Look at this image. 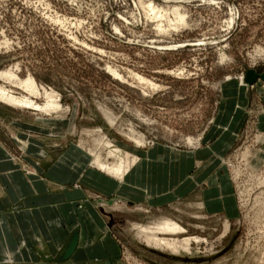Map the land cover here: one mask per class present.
I'll use <instances>...</instances> for the list:
<instances>
[{
    "label": "rangeland",
    "instance_id": "obj_1",
    "mask_svg": "<svg viewBox=\"0 0 264 264\" xmlns=\"http://www.w3.org/2000/svg\"><path fill=\"white\" fill-rule=\"evenodd\" d=\"M6 71L17 81L33 78L38 92L0 77V87L18 100L0 97V143L13 161L30 173L24 145L54 159L70 149L121 182L94 164L96 155L115 164L107 157L112 143L127 154L126 189L134 184L133 158L160 144L194 150L221 112L227 86L240 89L248 116L225 158L233 218L186 199L146 207L124 196L91 195L106 208L107 222L84 200L90 218L76 257L108 255V264H264V80L245 83L249 71L264 74V0H0V72ZM51 194L37 204L64 198ZM55 209L64 223L75 222V203ZM166 220L184 233L159 238L190 241L178 254L155 247L141 231ZM49 224L61 239L59 216ZM94 226L101 243L89 237Z\"/></svg>",
    "mask_w": 264,
    "mask_h": 264
},
{
    "label": "crops",
    "instance_id": "obj_2",
    "mask_svg": "<svg viewBox=\"0 0 264 264\" xmlns=\"http://www.w3.org/2000/svg\"><path fill=\"white\" fill-rule=\"evenodd\" d=\"M227 87L221 112L200 145L189 152L161 144L149 148L138 158L140 164L131 172L135 178L133 186L137 187L124 188L120 181L91 168L83 152L72 155L70 149L54 159L44 150L24 145L27 161L33 167V172L27 173L0 143V264H108V255L76 257L84 246L81 231L87 230L90 218V209L84 200L92 201L91 195L124 196L122 199L131 204L146 207H161L186 199L200 204L208 214L232 219L236 205L225 158L248 115L240 89L233 84ZM260 123H264V116L260 117ZM51 193L64 198L51 205L37 204V200ZM65 203H75V222L64 223L65 216L55 209ZM93 205L101 210L105 219L106 208L96 202ZM58 216L63 223L61 239L53 235L50 229L53 226L49 224L56 223ZM75 233L79 237L75 253L65 259ZM89 237L93 244L101 243L103 233L94 226ZM113 240L120 248L115 238Z\"/></svg>",
    "mask_w": 264,
    "mask_h": 264
},
{
    "label": "bare ground",
    "instance_id": "obj_3",
    "mask_svg": "<svg viewBox=\"0 0 264 264\" xmlns=\"http://www.w3.org/2000/svg\"><path fill=\"white\" fill-rule=\"evenodd\" d=\"M148 7H149V9L153 8L152 4H150ZM154 9H156V8H153L152 10L154 11ZM154 13H155V11H154ZM179 21L182 22V23L184 22L183 19H180ZM158 26L160 27V25H158ZM159 30L163 31L162 29H159ZM169 49L171 50V48H169ZM114 75L115 76H119L117 74V72L116 73L114 72ZM0 77L4 78L6 81L9 80V82L13 81L16 85L18 84L19 86L24 87L26 90L29 89V91L31 90L34 93L37 92V85H36L35 81L33 80V78H28L26 82L24 80H23L24 82L17 81L18 78L14 74H11V73H9L7 71L6 72H0ZM136 77H137V80H138V82L140 84H142V85L143 84H148L152 88H157L155 85H153L150 81H148L144 77L143 78L140 77V76H136ZM120 78H122V77H120ZM245 83H247V82L245 81ZM37 95H39V94H37ZM47 95H45V96H47ZM0 97L4 98V99H7L8 101H11V102H13V101L14 102H18V100L15 97H12L7 92V90L2 88V87H0ZM49 98H50V96H49ZM29 105H30V103H29ZM107 148L109 149V153H108L107 157L113 159L115 161V164H109L108 162L103 160V158L101 156L96 155L95 156V161H94L95 166L98 169H100L101 171L103 170L106 173H108V174H110V175H112V176H114L116 178L118 177L121 180L122 184L126 183V181L124 180V178H125L124 176L126 174V168L128 166V163H126V160H127L126 151L124 149H121L117 145L116 146L113 145L112 143H108L107 144ZM139 164H140L139 161H137L136 159L133 158L132 161H131V165L129 166L130 172H132L133 169L137 168ZM131 175H132V173H131ZM133 187H137V185H134ZM113 204H114V201H112V203H109V205H113ZM141 231L146 235L147 242L153 243L154 246L157 247V248H163L164 247V248H167L169 250H172V252L175 253V254H178V252L182 249L181 248L182 245L189 244V242H190L189 240L179 241L177 239L176 240L167 239V238H164V237H163V239L159 238V236L157 234L164 233V234H176L177 235V234L184 233V229L180 225L175 224V223H173V222H171L169 220L164 221L162 223V225H159V226H157L155 228H148V229H145V230L141 229Z\"/></svg>",
    "mask_w": 264,
    "mask_h": 264
},
{
    "label": "water",
    "instance_id": "obj_4",
    "mask_svg": "<svg viewBox=\"0 0 264 264\" xmlns=\"http://www.w3.org/2000/svg\"><path fill=\"white\" fill-rule=\"evenodd\" d=\"M259 78L264 80V74H261V75L259 74L258 75L254 71H249L245 81L248 84L253 85L259 80ZM73 237L74 238H73L72 242L69 244V246H68V248L66 250L65 259L70 258L75 253L74 251L76 250V247H77V244H78V240H79L78 233H75V235Z\"/></svg>",
    "mask_w": 264,
    "mask_h": 264
}]
</instances>
